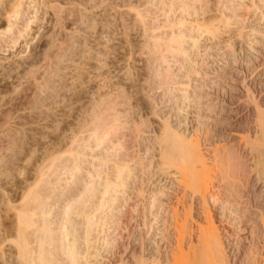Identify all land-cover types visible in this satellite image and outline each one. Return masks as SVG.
Segmentation results:
<instances>
[{"label":"rangeland","instance_id":"1","mask_svg":"<svg viewBox=\"0 0 264 264\" xmlns=\"http://www.w3.org/2000/svg\"><path fill=\"white\" fill-rule=\"evenodd\" d=\"M31 1L28 6L26 3L18 25L11 28L13 32L17 27L22 29L23 21L30 19L32 23L24 33L28 35L20 36L15 45L6 42L12 31L0 35V264H21L17 258L21 241L14 223L16 209L12 207H19L22 202L27 206L22 204L24 209H32L28 210L30 220L35 221L31 229H35L37 218L45 219L52 228L64 221L66 224L70 218L79 228L76 236L85 231L79 207L89 216L93 211V228L90 227L92 231L89 228L88 239H92L94 246L89 253H95L92 255L95 258L89 260L95 264H138L141 258L146 264H153L157 256H162L159 264H186L185 257L191 258L187 256L189 244L180 241L181 235L190 226L199 231L207 214L217 228L230 264H263L264 165L250 153L264 152L257 116L258 108L264 111V0H253V4L250 0ZM243 2L245 8L240 6ZM220 13L228 18L227 26V20L223 26L217 20ZM177 31L197 38V45L193 46L188 37L180 45L170 41L175 33V36L180 33ZM90 116L98 121L92 119L93 124L103 126L98 127L101 132L97 127L94 131L86 127L88 133L93 131L88 136L95 132L99 138L97 143L92 136L84 138L87 145L82 141L80 145L86 146L78 147L81 153L77 150V154L69 144L75 139L71 131L76 132L82 121L91 120ZM165 121L177 133L197 138L213 172L224 167L216 161L215 154L232 149L236 158L229 167L234 172L226 169L229 172L226 173L223 169L230 176L232 197L213 179L205 204L191 194L180 173L174 175L177 170L160 157L159 140ZM67 134L72 140L65 138ZM60 139L64 142L60 143ZM69 156L78 161H74L78 167L72 176L68 171L71 174L73 168L65 166V171L61 168L62 163L72 160ZM111 156L129 160L124 172H130H127L129 179L125 188H117L120 197L112 204L116 206L103 204L100 209L94 208L97 194L93 199L85 198L88 201L64 219L62 211L72 199V192L74 196L80 193L83 177L85 182L91 180L90 174L98 169L101 177L110 175V166H101L99 161ZM41 167L50 173L49 177L45 176L47 173L43 176L45 182L38 174ZM73 176L81 178V182ZM33 191L42 199L39 209L29 198ZM160 203L163 206L159 209ZM174 212L179 213L180 222L175 223ZM114 215L116 220L121 215L120 224ZM183 217L189 224L181 229L178 226ZM95 220L99 226L95 227L94 223L98 224ZM28 228L24 231L31 250L38 244L33 230ZM78 238L77 243L83 247V239ZM61 257L56 256L50 264H62Z\"/></svg>","mask_w":264,"mask_h":264},{"label":"bare ground","instance_id":"2","mask_svg":"<svg viewBox=\"0 0 264 264\" xmlns=\"http://www.w3.org/2000/svg\"><path fill=\"white\" fill-rule=\"evenodd\" d=\"M24 1V2H23ZM195 1V0H194ZM193 1V2H194ZM201 1V0H200ZM259 1V0H258ZM261 1V0H260ZM263 1V0H262ZM33 1H31V0H0V35L2 34V35H4V34H6L7 32H11L12 30H11V28L13 29V26L14 25H18V22L22 19V16L24 15V11H25V9H26V3H28L27 4V6L28 5H30V3H32ZM188 2V1H187ZM197 2V1H196ZM218 2H219V0H218ZM227 2H229V1H227ZM232 2V1H231ZM230 2V3H231ZM250 2L253 4L254 2H253V0H250ZM179 3V2H178ZM184 3V2H183ZM204 3V2H203ZM250 3V4H251ZM189 4H191V1H190V3ZM223 4V3H222ZM243 4H244V2H243ZM243 4H241L240 6H241V8H245V6H247V5H243ZM47 5V4H46ZM178 5V4H177ZM182 5V4H181ZM186 5H188V4H186ZM196 5V4H195ZM199 5V4H198ZM226 5H228V4H226ZM225 5V6H226ZM230 5V4H229ZM232 5V4H231ZM190 6H192V5H190ZM200 6V5H199ZM184 7V6H183ZM187 7V6H186ZM186 7H184L185 9H186ZM28 8V7H27ZM189 8V7H188ZM187 8V9H188ZM182 10H183V8H181ZM184 9V10H185ZM193 10L195 9V8H192ZM192 9H191V11H192ZM225 9V8H224ZM247 9V8H246ZM188 10H190V8L188 9ZM222 10V9H221ZM195 11V10H194ZM223 11V10H222ZM230 11V10H229ZM232 11L234 12V9L232 8ZM236 11H239V4H237V8H236ZM242 11V10H241ZM240 11V12H241ZM245 10H243L242 12H244ZM193 12V11H192ZM221 13H223V12H221ZM220 13V14H221ZM227 14V13H226ZM236 15V14H235ZM227 17V16H226ZM262 17V16H261ZM182 18V15H180V19ZM209 18V17H208ZM207 18V19H208ZM219 19H217L219 22L220 21H222V25L221 26H223L224 25V21H226L228 18H225V16H224V14H221V16H219L218 17ZM33 19H35V20H37L36 18H34L33 17ZM32 19V20H33ZM178 19V18H177ZM176 19V20H177ZM216 19H214V21L216 20ZM263 19V18H262ZM181 22H182V20H180ZM211 21V20H210ZM213 21V20H212ZM217 21V22H218ZM24 22V24H23V27H22V29H18V27H17V29H16V31L15 32H11L12 33V36H7V39L10 37V40L8 41L7 39H5V41L6 42H10L11 44H13V45H15L16 44V41L18 40V38H20V36H23V37H25L26 35H28V34H26V35H24V33H26V30H28V28H29V24H30V22H31V20L30 19H28V20H24L23 21ZM142 22L144 23L145 21H143L142 20ZM181 22H178V23H180V24H182ZM204 22V21H203ZM202 22V23H203ZM208 22V21H207ZM218 22V23H219ZM227 22V24H226V26L228 25V20L226 21ZM32 23V22H31ZM146 23V22H145ZM180 24H178V25H180ZM210 24V23H209ZM212 24V23H211ZM217 24V23H216ZM145 25V24H144ZM175 25H177V21H176V23H175ZM202 25V24H201ZM200 25V26H201ZM197 26H199V25H197ZM204 25H202V27H203ZM210 26V25H209ZM214 26V25H213ZM215 27V26H214ZM213 28V27H212ZM211 28V29H212ZM217 28V27H216ZM200 29V28H199ZM204 29V28H203ZM208 29H210V27L208 28ZM222 29V28H221ZM228 30V29H227ZM204 31V30H203ZM173 32V31H172ZM177 32H180V31H177ZM214 32V31H213ZM175 33V32H174ZM239 34V33H238ZM175 35H176V33H175ZM174 35V37H172L173 38V40H170V41H175V44H182V43H184V38H186L187 39V37L190 39L189 41H191L192 42V44H193V46L194 45H197L196 43H197V38H195L194 36H192V35H189L188 34V36L186 35V34H184V33H182V31L180 32V33H178L177 34V36H175ZM171 38V39H172ZM186 41V40H185ZM172 42V43H173ZM169 44V43H168ZM168 46H170V47H173L174 46V48H175V50H176V45H174V44H169ZM168 46H166V47H168ZM176 46V47H175ZM180 47V46H179ZM174 48H172L173 50H174ZM178 48V47H177ZM58 49V48H57ZM179 49V48H178ZM178 49H177V51H178ZM182 49V47H180V50ZM182 51V50H181ZM181 51H179V52H181ZM86 73V72H85ZM81 75V74H80ZM79 75V76H80ZM99 85V84H98ZM183 90V89H182ZM185 91V90H184ZM186 93V92H185ZM185 93H183V94H185ZM182 94V93H181ZM187 95V94H186ZM188 96V95H187ZM190 96V95H189ZM204 96V95H203ZM183 97V96H182ZM186 97V96H185ZM197 98H198V96H197ZM201 101V100H200ZM181 103V102H180ZM201 103V102H200ZM206 103V102H205ZM106 105V104H105ZM98 106V105H97ZM100 106V105H99ZM104 106V105H103ZM105 107V106H104ZM103 107V108H104ZM182 107V106H181ZM255 107H257V106H255ZM106 108H108L107 106L105 107V109ZM258 108V107H257ZM257 108H255V110L257 109ZM98 109H100V108H98ZM101 109H102V105H101ZM104 110V109H103ZM98 111V110H97ZM101 111V110H100ZM113 111H115V110H113ZM99 112V111H98ZM97 112V113H98ZM105 112V111H104ZM103 113V112H102ZM102 113H100V114H98V117H99V115L101 116L102 115ZM116 113H118L117 111H116ZM116 113H114V114H116ZM120 113V112H119ZM113 115V114H112ZM17 116H19V115H17ZM93 116H95L94 114H93ZM92 116V117H93ZM104 116V115H103ZM115 116V115H114ZM257 116L258 117H260L259 119V124H260V126L262 127V130H261V132L260 133H262V134H260V135H263V137H264V111L261 109H257ZM91 116L89 117V119L91 118V120L93 119H95L96 120V122L95 121H91V120H86L85 119V117H84V121H82L83 123L80 125L79 124V127L78 128H76V132H74L73 130V132L71 131V133L73 134V133H75L74 135L75 136H73L75 139H73V141H70V140H72V139H70V137L68 136V134L65 136V138H67V136L69 137V141H70V145L72 146V148L75 150L76 149V153H77V150L78 151H80V152H78V153H81V147H83V145H84V143L82 144V145H80L81 143H82V141L83 142H85L86 140L84 139V138H86V137H90V136H92L93 138H94V140H96V143H97V140H98V138L96 137V134H95V132L94 133H92V134H90L89 136H88V134L90 133V131H92L95 127H99V125L101 124H93L92 122H95V123H98V121H97V119H96V117H93L92 118ZM113 117V116H112ZM258 117H257V122H258ZM17 119V117H14V119ZM87 118H88V116H87ZM101 118V117H100ZM104 118V117H103ZM103 118H102V120H103ZM106 118H108V117H106ZM114 119V118H113ZM113 119H111V120H113ZM80 120V119H79ZM119 120V119H118ZM117 120V121H118ZM80 121V122H81ZM100 121V120H99ZM109 122V119L108 120H106L105 122ZM113 121H115V120H113ZM103 122V121H102ZM166 122H168V121H165V122H163V126H162V130H161V133H160V136H161V138H160V140H159V144H160V157L162 158V160H165L167 163H168V165H170V167L172 168H174V169H176V170H174V171H176L175 173H174V175L177 173V174H179L180 173V175L182 176V180L186 183V185L183 183V181H181L180 180V182H182V185H185V186H188V187H190V190H191V194H193L194 196H196V197H199V198H201V200H202V202L203 203H205L206 204V200L208 199V197H210V189H211V185L215 182L213 179H217L218 180V187H223V188H220L221 190L223 189V190H225L226 189V193L229 195V197H232V194H233V188L231 187L232 186V183H231V181L229 180V175L228 174H226V173H229V172H227V170H232L233 171V168L231 169L230 167H229V165H232V163L230 162V161H232V160H234V158H236V156L234 155V152H232L231 150L232 149H230V150H227V151H225V152H223V151H219V153L217 152L216 154H215V159H216V161L218 162V163H220V164H223L222 166H224V167H220V168H216L217 170H215V172H213L212 171V168H210V165H209V167H208V162H207V160H206V154L203 152V150H202V148H201V145H200V143H199V141L197 140V138L195 139V138H192L191 136L188 138L187 136H185V135H181V134H179V133H177V131H175L174 129H171V127L170 126H168L167 125V123ZM255 122V121H254ZM11 123V122H10ZM112 124H113V122H111ZM110 123V124H111ZM239 123V122H238ZM7 124V123H6ZM76 124V123H75ZM106 124H108V123H106ZM105 124V125H106ZM258 124V123H257ZM258 124V125H259ZM10 125V124H9ZM90 125H91V127H90ZM258 125H256V126H258ZM11 126V125H10ZM89 126V129L91 128L92 130H90L89 131V133L87 132V129H86V127H88ZM101 127L103 126V123L100 125ZM255 126V125H254ZM259 126V128L261 129V127ZM106 127V126H105ZM69 128V127H68ZM97 128H96V130H97ZM107 128V127H106ZM105 128V129H106ZM108 128H110V127H108ZM11 129V128H10ZM70 129H72V128H70ZM74 129V128H73ZM99 129V128H98ZM102 129H104V128H102ZM104 129V130H105ZM114 129V128H113ZM112 129V132L115 130H113ZM258 129V128H257ZM95 130V131H96ZM117 130V129H116ZM259 130V129H258ZM70 131V130H69ZM94 131V130H93ZM92 131V132H93ZM99 131L101 132V130L99 129ZM109 131V130H108ZM85 132H87L86 133V135L84 134ZM102 132H103V130H102ZM107 132V131H106ZM212 132V131H211ZM70 133V132H69ZM70 133V136H72V134ZM104 133V132H103ZM108 133H110V132H108ZM205 133V132H204ZM101 134V133H100ZM107 134V133H106ZM102 135H104V134H102ZM207 135V134H206ZM64 136H63V138H64ZM112 136V135H111ZM107 137V136H106ZM113 137H115V136H113ZM231 137V136H230ZM229 137V138H230ZM72 138V137H71ZM259 138V137H258ZM262 138V137H261ZM87 139H89V138H87ZM107 139V138H106ZM106 139H104V140H106ZM208 139H210L208 136L205 138V140H206V142H208L209 140ZM235 139V138H234ZM263 139V138H262ZM61 140H63V139H60V143H61ZM68 140V139H67ZM85 140V141H84ZM117 140V139H116ZM81 141V142H80ZM93 141V140H92ZM111 141V140H110ZM248 141H250L249 139H248ZM263 141H264V139H263ZM62 142H64V140L62 141ZM80 142V143H79ZM99 142H100V140H99ZM261 142V141H260ZM259 142V143H260ZM59 143V144H60ZM65 143H67V142H65ZM95 143V142H94ZM93 143V144H94ZM95 143V144H96ZM102 143V142H101ZM105 143V142H104ZM111 143V142H110ZM245 143H246V141H245ZM249 143V142H248ZM85 144H86V142H85ZM111 144H113V143H111ZM253 144V143H252ZM255 144V143H254ZM253 144V145H254ZM260 144H262V143H260ZM263 144H264V142H263ZM61 145H63V143L61 144ZM87 145V144H86ZM86 145H84V146H86ZM101 144L100 143H98V146H100ZM118 145V144H117ZM116 145V146H117ZM64 146V145H63ZM62 146V147H63ZM81 146V147H80ZM91 146V145H90ZM94 146V145H93ZM97 146V145H96ZM101 146H103V145H101ZM111 146V145H110ZM114 146V145H113ZM112 146V147H113ZM115 146V148H117ZM246 146V145H245ZM259 146V145H258ZM261 146V145H260ZM259 146V147H260ZM78 147H80V149H77ZM108 147V146H107ZM255 146H253V148H254ZM258 147V148H259ZM261 147H264V145L263 146H261ZM70 148V147H69ZM98 148V147H97ZM104 148V147H103ZM114 148V147H113ZM114 148V149H115ZM119 148V147H118ZM246 148V147H245ZM256 148H257V146H256ZM106 149V148H105ZM104 149V150H105ZM227 149H229V148H227ZM251 149H252V147H251ZM93 150V149H92ZM103 150V149H102ZM110 149H108V151H109ZM261 150V149H260ZM264 150V149H263ZM262 150V151H263ZM70 151V150H69ZM96 151H98V150H96ZM125 151V150H124ZM127 151V150H126ZM71 153H72V151H70ZM98 152H100V151H98ZM104 152V151H103ZM114 152V151H113ZM216 152V151H215ZM214 152V153H215ZM77 153V154H78ZM108 153V152H107ZM111 153H112V150H111ZM111 153H109V155L111 154ZM116 153V152H115ZM120 153V152H119ZM127 153V152H126ZM254 153V154H253ZM237 154V153H236ZM76 155V154H75ZM74 155V157H77V156H75ZM96 155V154H95ZM98 155V154H97ZM104 155V154H103ZM108 155V154H107ZM115 154H113V156H114ZM116 155H118V154H116ZM132 155V154H131ZM250 155H252V158H256V159H259V161H260V164H263L264 165V152H260V151H256L255 150V152L254 151H251V153H250ZM72 156V155H71ZM99 156V155H98ZM97 156V157H98ZM105 156V155H104ZM119 156V155H118ZM123 156H126V155H123ZM123 156H121V158L123 157ZM261 156V157H260ZM112 157V156H111ZM111 157H110V159H108V158H103V159H101L99 162H100V165L101 164H103V165H109L110 167H109V169L111 168V172H110V175H108V173L107 174H105L104 176H100V173L98 172L99 171V169H98V171H96L94 174H90L91 176V180L90 179H88V181L86 180V182H85V179H84V177H83V181H84V183L82 184V186H79V188H80V193L78 194V193H75V196H74V191L72 192L73 193V197H72V199H70V198H68V199H70V200H72L71 201V203L69 204V202H70V200H68L69 202H67L68 204H67V207L66 208H64L63 209V211H62V214H63V217H64V219H66V217L67 216H69L70 217V215L69 214H71V212L72 211H75L74 209H77L79 206H81V204L83 203V202H86V201H88L87 199H85V198H88L89 199V197H91L92 199L94 198L93 196H97V194L99 195V196H97V198H98V200H97V204H96V201H93L94 203H93V206H94V208L95 207H100V206H102L103 204L105 205V206H107L108 204H109V206L108 207H111V205L114 203V202H116L117 203V201H118V198L117 197H120L119 196V193L117 194V192H119L118 190H117V188L118 189H120L119 187H123V188H125V184H126V180L127 179H129L128 178V173H130L129 171H127L126 173H124L125 172V170H127V168L126 167H128V165H127V163H129V162H127V161H129V160H124V158L123 159H119V158H114V157H112L113 159H111ZM117 157V156H116ZM128 157V156H127ZM69 158H72V157H70L69 156ZM100 158V157H99ZM99 158H96V159H99ZM59 159V158H58ZM67 159V158H66ZM65 159V160H66ZM95 159V160H96ZM125 159H126V157H125ZM130 159V158H129ZM52 160V159H51ZM75 160H77L76 158H72V160L70 159H68L64 164L62 163L61 165H64V166H61V168H63L64 169V167L66 166V167H68V168H73V171H72V173L71 174H69L70 172L68 171V175L69 176H72V175H74V172H77L76 170H77V167H78V164H76V163H74V161ZM214 160V159H213ZM53 161V160H52ZM61 161V160H60ZM215 161V162H216ZM63 162V161H62ZM75 162H77L78 163V161H75ZM214 162V163H215ZM224 162H225V165H226V162H227V165L226 166H228V168H230V169H228V168H226L225 167V165H224ZM262 162V163H261ZM52 163V162H51ZM61 163V162H60ZM228 163H230V164H228ZM259 163V162H258ZM55 164L58 166L59 165V163L57 164L56 162H55ZM55 164H53L54 166H55ZM74 164H76V165H74ZM216 164V163H215ZM220 164L219 165H217V167L218 166H220ZM53 165H52V167H53ZM234 165V164H233ZM72 166V167H71ZM99 166V165H98ZM102 166V165H101ZM235 166V165H234ZM237 166V165H236ZM65 167V168H66ZM44 168L45 167H41V168H39L40 170H42L43 169V171H40L39 170V172H38V174H39V177L40 178H42L46 173L48 174V176L47 175H45L46 177H49V175H50V173L49 172H47L46 170H44ZM48 168V167H47ZM56 168V167H55ZM97 168V167H96ZM101 168V167H100ZM167 168H168V166H167ZM235 168V167H234ZM46 169V168H45ZM57 169V168H56ZM60 169V168H59ZM81 168H79V170H80ZM102 169V168H101ZM129 169V168H128ZM223 169H227L226 170V173H225V171L223 170ZM243 169V168H242ZM50 171H51V169H49ZM48 170V171H49ZM61 170V169H60ZM59 170V171H60ZM72 170V169H71ZM235 171H236V173H238L237 171H239V170H237V169H234ZM53 171V170H52ZM51 171V172H52ZM57 171V170H56ZM64 171H65V169H64ZM82 171V170H81ZM80 171V172H81ZM86 171V170H85ZM90 171V170H89ZM93 171H94V169H93ZM93 171H91V172H93ZM223 171H224V173L225 174H222L223 173ZM264 171V170H263ZM262 171V172H263ZM45 172V173H44ZM80 172H78V173H80ZM234 172V171H233ZM53 173V172H52ZM81 174V173H80ZM83 174V173H82ZM86 174V173H85ZM232 174V173H231ZM230 174V175H231ZM240 174H241V172H240ZM53 176L52 177H54V173L52 174ZM125 175H127V176H125ZM264 175V174H263ZM262 175V182L264 183V176ZM77 176H79L78 174H77ZM77 176H73V179L75 178V177H77ZM83 176V175H82ZM85 176V175H84ZM261 176V175H260ZM59 177H61V176H59ZM58 177V178H59ZM97 178L98 180V182H96L95 181V179L94 178ZM215 177V178H214ZM259 177V176H258ZM44 178L45 177H43L41 180L43 181L44 180ZM70 178V177H69ZM68 178V179H69ZM89 178V177H88ZM94 180H93V179ZM260 179H261V177H259ZM50 179V178H49ZM53 180H54V178H52ZM51 179V180H52ZM76 179V178H75ZM77 179H80V182H81V178H77ZM76 179V180H77ZM52 180V181H53ZM50 181V180H49ZM51 181V182H52ZM60 181H61V179H60ZM72 181H74V180H72ZM128 181V180H127ZM259 181V180H258ZM43 182H45V181H43ZM47 182V181H46ZM76 183H78V182H76ZM96 183H98V184H96ZM44 184V183H43ZM50 184V183H49ZM79 184V183H78ZM81 184V183H80ZM130 184V183H129ZM46 185V184H45ZM51 185V184H50ZM236 185V184H235ZM52 186V185H51ZM42 187H44V186H42ZM54 187V186H53ZM128 187V186H127ZM188 187H186V188H188ZM47 188V187H46ZM237 188V187H236ZM43 189V188H42ZM41 189V190H42ZM45 189V188H44ZM43 189V190H44ZM38 190H40V188L38 189ZM116 190V192H114ZM237 190V189H236ZM49 191V190H48ZM53 191V190H52ZM217 191V190H216ZM41 192V191H40ZM43 192V191H42ZM76 192V191H75ZM112 192L114 193V194H112ZM37 193V192H36ZM34 191H33V193L30 195L31 197H29L30 198V200H31V202H33L32 203V205H34V206H36V208H41V204H42V199L36 194ZM49 193V192H48ZM116 193V194H115ZM34 194H36V195H34ZM124 194V193H123ZM225 194V193H224ZM226 194V195H227ZM28 195V194H27ZM71 195V194H70ZM118 195V196H117ZM43 196V195H42ZM48 196V195H47ZM47 196H44V198L47 200L48 198H46ZM72 196V195H71ZM107 196V197H106ZM124 196V195H123ZM193 196V197H194ZM214 196V195H213ZM212 196V197H213ZM222 196V195H221ZM235 196V195H234ZM233 196V197H234ZM26 197V196H25ZM75 197V198H74ZM158 197V196H157ZM226 197V196H225ZM228 197V196H227ZM22 198H24V196L22 197ZM67 198V197H66ZM74 198V199H73ZM122 198V197H121ZM156 198V197H155ZM198 199V198H197ZM215 199V198H214ZM45 200V201H46ZM91 200V199H90ZM89 200V201H90ZM95 200V199H94ZM22 201V200H21ZM154 201H155V199H154ZM166 201H167V199H166ZM233 201V200H232ZM30 202V201H29ZM92 202V201H91ZM120 203H121V201H119ZM155 203V205H156V202H154ZM22 204H23V206H25V207H27L26 206V204L24 205V203L22 202ZM22 204L20 203V205H18L19 207H12V208H15L14 210H15V212H14V223H15V226H16V228H17V230H16V233H17V236H18V238L20 239V241H21V248H19L18 250L20 251V255H18L17 256V258H19V261H20V263L22 264V263H24V264H50L51 262H53L54 261V259H55V257L56 256H62L61 257V259L62 260H64V261H61L62 262V264H95V262H93V261H91V260H89V258L91 257H94L95 255V253L93 254L92 252V254L91 253H89L90 252V250H91V247H92V250H93V242L90 240V239H88L90 236V231H92L91 230V228H93V227H91L92 225H93V221L91 220V218H92V213H93V211H92V213L90 214V210H89V213L88 214H90L91 216H89V215H87L86 213H85V211L84 212H82V210H84L82 207H79V208H81L80 210L78 209L77 211H79V213L81 212V213H83V215L82 216H84V218H82V222L85 224H83L82 223V225H84L85 226V231L82 233V234H79V236H76V232H77V229H79V228H77V224H74V223H72V221H71V219H70V221H69V219H68V217H67V219H68V221L67 222H69V223H67L66 222V224H65V221L63 220V219H61V221L63 222L61 225L59 224V227L57 226V228L56 227H54V228H56V229H58V230H55L54 228H52V224H50V223H46V221H45V219H39V218H37L38 220H36V223H37V225H36V227H35V229H31V227L30 226H32L33 225V223L35 224V221L33 222V221H31L30 220V218H29V211L28 210H30V209H28V210H26V209H24V207L22 206ZM66 204V203H65ZM84 204H86V203H84ZM107 204V205H106ZM111 204V205H110ZM152 204V203H151ZM150 204V205H151ZM89 205H90V202H89ZM88 205V206H89ZM120 205V204H119ZM154 205V204H153ZM17 206V205H16ZM85 207L87 206V205H84ZM105 206H104V208H105ZM113 207L114 206H116L115 204L114 205H112ZM158 206V205H157ZM161 206H163V205H161V203H160V205H159V209H160V207ZM23 207V208H22ZM30 207V206H29ZM84 207V208H85ZM91 207V206H90ZM118 207V206H117ZM153 207V206H152ZM156 207V206H155ZM205 207V206H204ZM44 208V207H43ZM62 208V207H61ZM87 208V207H86ZM89 208V207H88ZM94 208H93V210H94ZM98 208H96L95 210H97ZM119 208V207H118ZM128 208H129V206H128ZM157 209H158V207H156ZM100 209V208H99ZM189 209V208H188ZM32 210V209H31ZM91 210H92V207H91ZM110 210V209H109ZM111 210H112V208H111ZM110 210V211H111ZM115 210V209H114ZM42 211V209H40V212ZM76 211V212H77ZM98 211V210H97ZM96 211V212H97ZM116 211V210H115ZM120 211V210H119ZM127 211V210H126ZM121 212V211H120ZM33 213H35L34 211H33ZM43 213V212H42ZM58 214H59V212H57ZM85 213V214H84ZM95 213V212H94ZM111 213H112V211H111ZM129 213H131V212H129ZM174 213H176V212H174ZM203 213V212H202ZM46 214V213H45ZM57 214V215H58ZM75 214V213H74ZM120 214V213H119ZM118 214V215H119ZM127 214V213H126ZM177 215L175 216H173V219H174V221H175V223H177V222H180L181 221V217H179V213H176ZM204 214V213H203ZM34 215V214H33ZM40 215V214H39ZM94 215V214H93ZM105 215V214H104ZM112 215V214H111ZM35 216V215H34ZM41 216H43L42 214H41ZM40 216V217H41ZM59 216V215H58ZM78 216H79V214H78ZM123 216H125V215H123ZM122 216V217H123ZM168 216V215H167ZM183 216V215H182ZM186 216V215H185ZM188 216V215H187ZM186 216V217H187ZM204 216V215H203ZM61 217V216H60ZM72 217H74V216H72ZM71 217V218H72ZM94 217V216H93ZM100 217V216H99ZM104 217L106 218V216H103V217H101L103 220H105L104 219ZM119 218V220H118V218ZM116 218H117V220L115 219V215H114V219L116 220V222L118 221H120V217H121V215H120V217L119 216H117ZM131 217V216H130ZM42 218V217H41ZM56 218V217H55ZM59 218V217H58ZM62 218V217H61ZM76 218V217H75ZM100 218V219H101ZM124 218V217H123ZM126 218H127V216H126ZM155 218V217H154ZM184 218V217H183ZM36 219V218H35ZM66 219V220H67ZM81 219V218H80ZM84 219V220H83ZM101 219V220H102ZM56 220V219H55ZM102 220V221H103ZM184 220V221H183ZM92 221V222H91ZM131 221V220H130ZM192 221V220H191ZM57 222H58V220H57ZM76 222V221H75ZM78 222V221H77ZM95 222L96 223H98L96 220H95ZM13 223V224H14ZM52 223V222H51ZM103 223H105V222H103ZM122 223V222H121ZM124 223V222H123ZM187 220H186V218H184V219H182V222L180 223V225L178 226V227H183V226H185V228H186V225H187ZM191 223V222H190ZM205 224H201V225H199V231H197V230H195V229H192L191 228V226H190V228L188 229V230H184V233L181 235V238H180V241H185V242H187V244H189V250H190V252H189V250H188V252L189 253H187V256H191V258H189V257H185V259L186 258H188V261L187 260H185V261H183V262H185L186 264H230L229 263V261H228V256H226L227 254H226V249L224 248V246H223V243H222V240H221V238H220V236H219V233H218V231H217V228H216V226L214 225V223H213V221L211 220V218H210V216L207 214V216H205V222H204ZM105 224H107V222L105 223ZM118 224H120V222L118 223ZM189 224V223H188ZM195 224V223H194ZM54 225V224H53ZM79 225V224H78ZM94 225H95V227H96V225H98L99 226V223L98 224H95L94 223ZM101 225V224H100ZM104 225V224H103ZM125 225V224H124ZM178 225V224H177ZM81 226V225H80ZM83 226V227H84ZM188 226V225H187ZM28 227H30V228H28ZM91 227V228H90ZM100 227H102V226H100ZM118 227V226H117ZM120 227V226H119ZM26 228H28L29 230L31 229V230H33V231H31L32 232V234H34L35 235V237L34 236H32V237H34L35 239H36V242H37V244H38V246H36V247H34L33 246V248H35V249H32L31 248V250H29V248H28V242L26 243V241H27V239H29L28 237H27V239H26V237H25V229ZM89 228H90V231H89ZM198 228V227H197ZM54 229V230H53ZM101 229V228H100ZM99 229V230H100ZM178 229V228H177ZM182 229V228H181ZM180 230V229H179ZM195 230V231H194ZM197 231V232H196ZM55 232H57V233H55ZM165 232V231H164ZM78 233V232H77ZM179 233V232H178ZM89 234V235H88ZM95 234H97V232L95 233ZM180 234V233H179ZM178 234V235H179ZM28 235V234H27ZM81 235V236H80ZM115 235V234H114ZM89 236V237H88ZM116 236H117V234H116ZM180 236V235H179ZM81 238V239H83V247L82 246H80V244L79 243H77V239L76 238ZM17 238V239H18ZM79 238H78V240H79ZM111 239H113L114 240V238H111ZM117 240H118V238H116ZM16 240V239H15ZM32 241V240H31ZM34 241V240H33ZM104 241V240H103ZM116 241V240H115ZM35 242V241H34ZM33 242V243H34ZM82 242V241H81ZM107 242V241H106ZM109 242V241H108ZM114 242L112 241V244H113ZM181 243V242H180ZM184 243V242H183ZM183 243H181V244H183ZM19 244V245H20ZM44 244H49V245H52V248L50 249V248H46V247H44L45 245ZM108 244V243H107ZM106 244V245H107ZM111 244V243H110ZM109 244V245H110ZM116 244V243H115ZM103 245V244H102ZM111 246V245H110ZM144 246V245H143ZM187 246V245H186ZM32 247V246H31ZM81 247L84 249H81ZM106 248H107V246H106ZM90 249V250H89ZM126 249V248H125ZM145 249V248H144ZM144 249H143V252H144ZM55 250V251H54ZM95 250V249H94ZM107 250V249H106ZM141 250H142V248H141ZM147 250V249H146ZM31 251V253H33V255L34 256H30L29 254V252ZM157 251V250H156ZM17 252V251H16ZM110 252V251H109ZM18 253V252H17ZM27 253H29L28 255H27ZM88 254L90 255V256H88ZM177 254V253H176ZM26 255V256H25ZM92 255H94V256H92ZM112 255V254H111ZM182 257L184 256V255H181ZM185 256H186V254H185ZM90 258V259H91ZM95 258V257H94ZM93 258V259H94ZM160 258H162V256H157L156 257V259L155 260H153L152 262H153V264H159V259ZM58 259H60V257L58 258ZM92 259V260H93ZM168 259V258H167ZM95 261V260H94ZM145 259H143V258H141L139 261H138V264H146L145 263ZM149 261V260H148ZM160 261H162V260H160ZM176 261V260H175ZM99 263V262H98ZM168 263V262H167ZM59 264V263H58ZM106 264V263H105ZM264 264V263H263Z\"/></svg>","mask_w":264,"mask_h":264}]
</instances>
